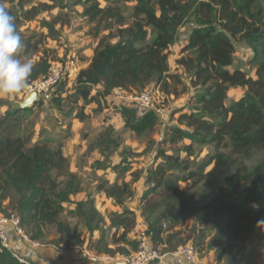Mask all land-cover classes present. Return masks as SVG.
Wrapping results in <instances>:
<instances>
[{
    "label": "trees",
    "instance_id": "trees-1",
    "mask_svg": "<svg viewBox=\"0 0 264 264\" xmlns=\"http://www.w3.org/2000/svg\"><path fill=\"white\" fill-rule=\"evenodd\" d=\"M104 1L110 4L119 0ZM136 1L128 21L118 6L101 7L99 0H73L83 7V14L95 22V33L101 29L108 33L95 47L88 66L79 70L72 90L66 80H61L52 101L59 105L65 98L74 105L80 100L98 103V99L115 89L141 91L150 85L165 94L177 95L181 77L170 71L168 56L177 28L189 18L192 28L176 63L189 74L194 93L189 97L188 111L178 110L177 124L164 133L160 143L167 147L158 148L155 156L161 161L146 171L147 186L139 198L140 217L153 248L163 247L165 252H173L191 239L193 234L179 239L181 233L176 226L183 216L192 214L200 225L193 232L195 244L192 243L203 247L210 233L225 231L231 241L218 259L235 250L236 254L226 264H237L246 243L264 224V11L258 5L261 0ZM26 13L23 17L30 20L36 10ZM14 17L18 29L22 19ZM112 38L116 41L111 42ZM237 40H244L251 47L255 59L261 58L254 77L240 68H228L233 63L234 41ZM35 49L37 44L26 38L17 55L21 58ZM38 74H46L45 66L40 63L33 67L30 77ZM96 86L99 87L93 93ZM236 87L245 88L244 94L227 104L228 91ZM65 93L67 96H63ZM18 109L31 110L30 107ZM120 109L126 125L136 133L155 127L158 116L154 109L140 115L130 106ZM83 111L82 106L74 117L83 119L86 116ZM1 125L0 119V213L8 191L15 190L19 194L17 209L21 217L36 226L37 232L31 239L37 240L41 225L59 223L58 217L64 210L62 202L78 192L72 181L58 190L52 171L65 173L70 178L74 174L67 171V158L61 145L52 147L42 134L28 145L19 136L3 135ZM185 140L189 143H183ZM195 144L211 146L198 162L190 159ZM257 151H262L261 158L244 173L225 175L222 184L214 178L205 180L208 175L228 171L234 157L248 158ZM179 152L186 157L181 158ZM209 166L210 170L206 171ZM137 179L135 175L133 181ZM180 182H190L191 186L204 182L199 199L209 200L197 205L198 199L183 198ZM104 192L121 208L112 216L115 232L111 243L106 241L105 231L100 228L103 219L94 201L76 203L86 230L100 232L99 238L88 247L109 256L137 251L139 239L131 240L128 236L136 224V213L124 205V200L133 194L131 185L114 183ZM61 230L67 247L83 245L84 239L76 226ZM120 243L130 248H120ZM111 244L116 247L110 248ZM0 264L22 263L9 250L0 248Z\"/></svg>",
    "mask_w": 264,
    "mask_h": 264
},
{
    "label": "rangeland",
    "instance_id": "rangeland-1",
    "mask_svg": "<svg viewBox=\"0 0 264 264\" xmlns=\"http://www.w3.org/2000/svg\"><path fill=\"white\" fill-rule=\"evenodd\" d=\"M3 2L7 4L8 10L13 16L21 17L22 25L18 29L23 39L30 38L37 44V49L27 56H22L21 59L31 61L34 67H36L37 63L42 64L45 66V72H47L52 61H58L65 66L72 56H75L78 60V68L80 70L79 61L85 65L90 56L92 57L100 39L108 33L107 30L102 29L95 33L93 29L95 22H91L83 14V7L74 4L73 0H3ZM99 3L101 7L107 5L118 6L121 13L130 21L133 6L137 4V1L119 0L107 4L104 0H99ZM258 5L264 11V0L259 1ZM46 6L47 9H44ZM32 9L36 10L35 15L30 20L25 19L23 16H26V12ZM191 28L192 24L189 18L184 25L177 28L176 38L170 47L168 56L170 71L178 73L181 77V84L177 85L178 94H165L154 85L147 86L154 90V107L157 108L156 114L158 116L155 127L152 130L148 129L140 134L136 133L126 125L125 117L120 109L122 106H130L134 108L137 115L145 111L139 108L134 100V96L140 91L125 92L115 89L110 96L98 99V103H84L83 100H80V103L74 105L70 103L69 99L65 98L59 105L52 101L54 90L57 88L56 84L45 94L41 93L38 96V101L30 106L31 110L29 112L19 110V104L28 94L26 86L38 80L43 73L38 74L34 78L29 77L25 87L20 92L13 95L0 96V105L5 103L8 106L7 108L2 106L3 109L7 110L0 112L3 135L19 136L25 143L30 145L42 134V138L48 139L52 147H56L58 144L61 145L62 152L67 158V171L73 173L74 177L70 178L65 173L55 170L52 171V176L58 183V190L66 188L71 181L73 188L78 189L77 193L68 196V201L62 202L64 210L58 217V222L61 225L59 223L41 225L40 236L37 240L31 239L32 235L37 232L36 226L21 217L17 209L19 194L13 189L8 191L1 215L7 218L11 216L19 217L20 226L24 234L31 241H36L37 243V246L31 247L34 249V253L23 255L17 252L19 257L25 262L22 264H54L56 254L59 255L60 252L63 253L64 251L70 252L73 249L77 250L79 246L69 248L64 244V232L61 230L63 227L73 228L76 226L81 233V237L83 238L84 236V240L87 239V233L90 234L86 247L89 248L88 245L94 244L95 239L91 237L92 232L89 233L86 230L84 217L76 206V203L80 201L93 200L95 208L98 211L99 209L101 210L103 222L100 228L105 231L106 241L111 243L112 235L115 232V228L112 226V216L114 212L121 210L104 192V189L111 184L129 183L133 189V194L124 200V205L131 210L138 209L140 196L137 195V192L142 193L147 186L145 182L146 171L151 165L161 161L160 158L155 159L157 149L163 146L167 147V144L160 143L164 138V133L170 126L177 124L178 110H182V112L188 111L189 97L194 93V89L189 83V74L185 73L183 68L176 63V60L182 55H179V49L183 47ZM110 40L115 42L116 38ZM234 46L233 63L228 68L230 70L240 68L248 75L254 77L257 62L261 58L255 59L253 50L244 40L234 41ZM76 76L63 78L67 81V87L70 91L75 85ZM98 87H94L92 92L94 93V90ZM244 92L245 88L241 87L230 89L226 103L230 104L233 100L243 95ZM63 96H67V93L63 94ZM82 106L86 116L78 120V136L75 137L69 130V124ZM72 108L74 109L70 113ZM70 127L72 128L73 126ZM183 143H189V141L185 140ZM210 150L211 146L209 145L195 144L193 155L190 156V159L194 160V162L201 161ZM170 152L169 150L168 153ZM179 154L181 158L186 157L183 152H179ZM261 156L262 151H257L248 158L234 157L228 171L219 175H208L205 180L214 178L222 184L225 175H240L244 173L258 162ZM210 168L211 166L206 171L210 170ZM135 175L138 176V179L133 181ZM203 184L204 182H201L197 186H191L190 182H180L183 193L181 196L188 200L191 197L198 199L197 205L204 204L209 198L200 200L198 195ZM144 225L143 221L138 222L136 218V224L128 234L129 238L138 240L146 235ZM198 228H200V225L196 217L192 214H187L181 218V221L176 226V230L181 233L178 238L185 239L187 235L193 234L191 239H188L185 244L188 242L194 243L195 241L192 240L193 232ZM17 238L20 239L18 236H14V240ZM230 241L228 233L225 231L210 233L203 247L194 245L197 254V261L194 264H226L236 254L235 250L223 255L222 260H219L218 257ZM23 242L27 243L24 240ZM119 246L120 248H130L125 243H120ZM109 247L115 248L116 244H111ZM40 249L44 253H49L53 249L54 253L51 258H44L38 252ZM77 251L80 252V250ZM163 252L165 250L160 247L159 253L164 254ZM116 255L125 254L116 253L110 256L116 257ZM105 256L108 255L105 254ZM165 259L168 264H188L179 255H167ZM263 259L264 224L246 243L245 251L237 264H263ZM90 262L93 264H123L120 259L111 261L105 258H93ZM157 262L153 261L150 264H157Z\"/></svg>",
    "mask_w": 264,
    "mask_h": 264
},
{
    "label": "built area",
    "instance_id": "built-area-1",
    "mask_svg": "<svg viewBox=\"0 0 264 264\" xmlns=\"http://www.w3.org/2000/svg\"><path fill=\"white\" fill-rule=\"evenodd\" d=\"M78 72V60L75 56H72L66 62L65 66L58 61H52L46 74L38 80L28 84L26 88L28 92L36 91L39 96L41 93L45 94L53 86L63 80V78H66V76H76ZM153 96L154 90L151 87H146L134 96V100L137 106L142 110L154 109L157 111V108L154 107ZM20 224L21 221L19 217L11 216L7 218L0 213V248L9 250L10 254L20 263H25L12 245L14 236H18L20 240H24L27 243H32L22 231ZM163 226H165V224H163ZM139 241V248L137 251L131 252L128 255H116V257L114 256L113 258L122 260L123 264H150L153 261H158L157 264H168L165 259L167 255H179L188 264H194L197 261L196 248L192 242L184 244L176 251L160 254L159 249L153 248L146 235L140 237Z\"/></svg>",
    "mask_w": 264,
    "mask_h": 264
},
{
    "label": "clouds",
    "instance_id": "clouds-1",
    "mask_svg": "<svg viewBox=\"0 0 264 264\" xmlns=\"http://www.w3.org/2000/svg\"><path fill=\"white\" fill-rule=\"evenodd\" d=\"M22 40L15 17L7 4L0 0V96L20 92L32 73V62L17 55L22 48Z\"/></svg>",
    "mask_w": 264,
    "mask_h": 264
},
{
    "label": "crops",
    "instance_id": "crops-1",
    "mask_svg": "<svg viewBox=\"0 0 264 264\" xmlns=\"http://www.w3.org/2000/svg\"><path fill=\"white\" fill-rule=\"evenodd\" d=\"M180 50H181V48L179 49V55H181V53H180ZM90 59H91V56H90ZM90 59H88L87 60V62H86V64L85 65H83V62H80L79 61V64H80V69H82V68H85L86 67V65H88L89 63H90ZM232 89V88H231ZM121 91H123V90H121ZM126 92V91H125ZM111 95V94H110ZM110 95H108V96H110ZM108 96H106V97H108ZM2 99V98H1ZM20 105V104H19ZM2 106L4 107V108H7L8 106L7 105H5V103H3V104H1L0 105V112H4V111H6L7 109H3L2 108ZM79 119H77V118H74L73 120H72V122H70V124H69V130L72 132V134L76 137V136H78V124H79V121H78ZM70 126H73L72 128L70 127ZM137 195L138 196H141V192H137ZM119 209H121L120 207H119ZM130 209V208H129ZM133 209V208H132ZM99 213L101 214V210L99 209ZM121 211V210H120ZM133 211H135V213H136V215H137V221L138 222H140V221H142V219H141V217H140V210H139V207H138V209H133ZM102 216H103V214H101ZM143 227H145V225L143 226ZM86 232V231H85ZM90 233V232H89ZM100 232L98 231V230H94V231H92V239H98L99 238V236H100V234H99ZM87 239L88 238H90V234H88L87 233ZM83 238H84V236H83ZM87 239L86 240H84V243H83V245H81V246H79L78 247V249L77 250H80V252L79 251H77V250H71L70 252H63V253H61L60 252V254L59 255H57L56 254V252H55V259H56V261L54 262V264H81V263H84V264H93V263H91L90 262V260H93V258H96V259H106V260H111V261H113L114 260V256H105V254H103V253H98L97 251H95L94 249H89V248H87L86 247V245H87ZM19 240V241H18ZM12 245H13V247H14V249L18 252V253H20V254H23V255H28V254H30V253H34V249L33 248H31V247H34V246H37V243H36V241H32V243L31 244H28V243H25V242H23V241H21L20 239H16V240H14L13 239V243H12ZM50 250V249H49ZM53 250V249H52ZM51 250V251H52ZM49 251V253H47V252H43L41 249L38 251L40 254H42L41 256H43L44 258L45 257H48V258H51V256L53 255V253H54V251ZM75 251V252H74ZM66 253H67V255H66ZM37 255V254H36ZM78 256V257H77ZM99 256V257H98ZM104 257V258H103ZM65 260V261H64ZM68 260V261H67Z\"/></svg>",
    "mask_w": 264,
    "mask_h": 264
},
{
    "label": "water",
    "instance_id": "water-1",
    "mask_svg": "<svg viewBox=\"0 0 264 264\" xmlns=\"http://www.w3.org/2000/svg\"><path fill=\"white\" fill-rule=\"evenodd\" d=\"M39 99L38 94L36 91H30L28 92L27 96L22 100V102L19 105V108L24 109L27 107H30L32 104L37 102Z\"/></svg>",
    "mask_w": 264,
    "mask_h": 264
}]
</instances>
